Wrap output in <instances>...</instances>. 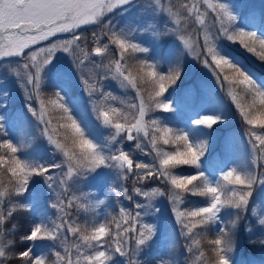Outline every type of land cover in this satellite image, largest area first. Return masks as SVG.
<instances>
[{"label":"rangeland","instance_id":"rangeland-1","mask_svg":"<svg viewBox=\"0 0 264 264\" xmlns=\"http://www.w3.org/2000/svg\"><path fill=\"white\" fill-rule=\"evenodd\" d=\"M177 1L129 0L122 7L113 9L111 12L106 11L100 18V23L82 25L74 30L81 29L83 36L73 43L69 52H64L60 45L63 41L72 39L70 36L31 50V52H37L40 48L57 45V51L52 59L41 70L39 88L35 84L27 83V73L23 65L30 61L26 57L1 63L0 127L3 128V134H0V139H8L17 145L19 148L17 156L31 165H49L63 161L62 153L56 151L47 136L43 134L44 124L38 119L41 101H43L46 111L44 119L49 120L47 108L51 104L45 103L43 95L45 91L53 90L60 93L70 114L77 120L85 136L97 146L102 155L113 154L119 148L131 153L132 159L137 162L156 163L158 166V160L154 159L156 153L151 150L142 134L138 142L142 144L143 151L136 148L135 142L128 143L123 135L113 140L114 130L103 125L93 110L100 105L116 107L127 114L131 120L133 113L128 105L139 104V100L136 99V90L122 87L118 80L110 77L102 81L98 80V77L107 71L105 66L110 65L114 59L119 57L118 49L114 44H110L108 50L100 56L92 51L97 46L109 43L108 36L105 35L107 31L105 25L109 24L114 32L147 49L142 54L130 52L129 63L135 62L131 59L132 56H140L164 74H168L169 69L173 67L180 70L179 78L162 97V101L170 105V110L157 109L149 112L145 117L146 120L155 119L162 126L185 134L193 146L203 145L199 167L188 166L186 170L180 168L173 171L178 175H193L202 172L211 184L217 183L220 175L233 167L258 175L260 169L253 163L258 153L248 143L249 137L246 135L249 126L244 123L232 96L229 95L232 91L233 94H237L238 101L244 104L240 94L242 92L227 83L217 82L212 72L205 68L202 62L198 67L196 66L197 44L188 33L183 32L181 18L175 11ZM217 2L223 4L234 17L229 23L231 31L255 32L258 38L264 39V0H212V3ZM208 10L209 12H205L202 16L204 24H199L198 37L201 51L205 31L208 30L216 36L219 30L216 14ZM215 44L222 55L238 64L258 87L264 89V62L247 52L238 41H229L221 36L215 40ZM86 53L87 56H85ZM43 59V55H39L37 62L42 63ZM79 60H84V64L78 67ZM34 71L33 69V73ZM93 88L97 89V94L99 91L109 93L108 99L105 101L98 95L90 96ZM141 93L145 98L149 96V91L142 88ZM113 96L116 97L115 100L111 98ZM29 107L36 111V116L29 111ZM63 115L65 117L61 110L56 112L58 120ZM203 116L219 117V119L211 127L193 123ZM52 125L55 126L53 123ZM256 131L264 133L261 129H256ZM158 146L164 151L175 150L173 145L160 144ZM20 151L24 152L22 156ZM24 154L27 159L24 158ZM66 171L67 165L63 169V172ZM51 174L56 177L55 190L49 187L44 176L34 175L35 181L32 187L24 193V199L19 201L4 197L5 203L0 206V210L4 208L7 210L12 207V204L18 207L29 205L33 207V216L29 217L32 218L30 220L34 226L40 224L54 228L56 224L61 223V217L64 219L70 217L74 222L70 208L75 207L77 203L88 204L103 201L97 209V215L91 211L89 219L90 222L93 219L97 222L102 221L106 210L111 208L115 214L113 235L110 240L113 248L116 241L115 225L117 222L123 223V218L119 213L120 207L128 208L133 215L135 211L140 212L141 222L153 227V235L143 244L145 249L143 245L139 246L133 256L137 264H161L162 262L163 264H191L195 254H198L192 244L193 240H196V232L191 239L181 235V228L176 222L168 196L152 195L154 189L167 192L168 185L165 182L157 179L135 183V177L131 175L125 180L121 178V170L110 165L75 174L67 181V186L59 184L62 177L61 170L55 169ZM121 185L129 190V194L134 195L132 200L124 199L123 196L117 197L112 191L113 188L119 189ZM134 187L142 188L150 196H135ZM58 193L65 204L69 198L74 201L73 205L66 209L67 215L51 207V204L57 201ZM110 198L113 200L109 201ZM133 202L142 207L135 210ZM208 202L207 197L202 196L200 199L192 200L189 195H184L182 207L191 210L206 206ZM243 215L245 216V229L248 228L245 234L250 241L264 237V226L257 223L259 218L264 217V182L259 180L253 182L251 195ZM222 216L220 212L215 223L219 224ZM74 226L76 227L75 222ZM12 230H17V226H10L9 230L0 226V237L3 238ZM46 240L48 244H45ZM82 243L71 233L61 232L60 239L56 241L36 239L31 251L34 257L46 258L47 264H61L55 255L57 251L64 255L66 260L70 258L72 264H77L79 253L76 246ZM251 244L252 249L256 251L255 255L240 254L234 257L227 253L229 264H259V261L264 259V244H259L258 240ZM132 246L134 247V244ZM190 246L193 247L191 253L187 251ZM83 250L81 247V251ZM110 255L111 258L107 264H126V257L114 252ZM196 264L200 262L197 261Z\"/></svg>","mask_w":264,"mask_h":264},{"label":"snow or ice","instance_id":"snow-or-ice-1","mask_svg":"<svg viewBox=\"0 0 264 264\" xmlns=\"http://www.w3.org/2000/svg\"><path fill=\"white\" fill-rule=\"evenodd\" d=\"M129 0H0V59L7 57L24 56L30 63H24L23 68L27 73V83L35 84L37 88L40 85V76L42 68L49 63L53 54L57 51V45L53 44L49 48H40L37 52H25L30 45H36L38 42L45 41L49 37L57 33H71L72 39L63 41L60 47L64 52H69L74 42L79 41L81 37L74 30L79 29L82 25H90L100 23V18L105 12H111L113 9L122 7ZM200 3H203L207 9H210L216 14V21L219 23V30L216 36L206 30L203 40L202 64L209 69L216 81L220 84L227 83L234 88L241 89L246 95L251 97V102L242 104L237 99V94L232 91L229 95L239 110V115L244 123L249 126L246 135L249 137L248 143L252 146L258 155L253 163L260 169L258 175L250 174L246 182L233 181L238 184L237 188V203L240 206L248 204V197L251 195V188L254 181L264 182V133H258L256 129L264 130V122H258L256 117L264 113V90H261L253 79L242 70V68L233 63L227 56L222 55L216 47L215 40L218 37H226L229 41L239 42V44L249 53L255 55L260 61L264 62V39L257 37L255 32H246L244 30L231 31L229 23L234 19L226 10L225 6L220 3H212V0H195V2L184 3L183 7L187 11L188 16L195 15L196 21L204 24L202 16L204 13L200 10ZM170 12V10H169ZM171 14V12H170ZM109 43L103 46H97L92 51L95 55L100 56L105 53L110 44L116 45L119 57L114 59L110 65H106L107 71L98 77L102 81L106 78L118 80L122 87L136 90V99L139 104L131 103L128 107L132 110L133 118L127 119V116L122 121L114 119L115 108L100 105L93 110L97 113V117L105 124L115 129L112 137L114 140L117 136L123 135L127 141L136 143V148L143 151V146L140 142V136L143 135L144 140L148 141L151 150L156 153L154 159L156 163L137 162L132 159V154L125 152L119 148L115 153L104 156L95 145L90 143V147L85 150L76 142V136L73 137V144L66 146L59 136L61 128L68 125L69 133L73 129L77 130L79 137L82 139L84 133L76 119L70 114L69 109L63 103V97L59 92L56 93L57 99L49 101L55 108L61 110L65 114L64 123L58 126H53L50 120L45 121L46 115L45 104L41 101V108L38 119L44 124L43 134L47 136L50 144L55 146V150L62 153L64 160L59 163L49 165H29L21 163L16 159L19 148L8 139H0V166L3 164H13L22 169L19 177H16L14 185L15 194L8 192L6 195L0 194V206L5 201L4 197H18L20 192L25 191L29 179L36 176H44L46 182L52 190L56 188V177L51 174L53 170L59 169L62 172V177L59 180L60 185L67 186V181L75 174L82 173L85 170L91 171L100 166H112L121 170V178L127 180L129 176L135 177V183H143L146 180H161L168 185L167 192H161L154 189L152 195H167L171 204L172 212L175 215L176 222L180 225L181 235L188 239L192 238L195 232L201 229V223L204 221H214L215 211L214 206L219 204L215 198L216 194L211 190V183L204 177L201 172L194 180H185L186 175H178L173 170L180 166L195 165L197 160L203 155V145L193 146L188 137L183 133H177L174 130L162 127L159 121L154 119L146 120L145 117L149 112L157 109L169 111L170 105L162 101L167 89L173 85L179 78L180 70L177 67L169 69L167 75H161L155 65L146 63V60L140 56H132L131 59L140 62V70L143 74L154 83V90L145 98L136 82L135 77L128 71L129 53H145L147 49L132 43L122 35L114 32L109 24L105 25ZM173 31H175L173 29ZM95 36V33L93 34ZM182 38V37H181ZM187 45V41H185ZM43 55L42 63H38V56ZM88 54L86 53L85 56ZM84 64V60H79V66ZM33 69L35 70L33 73ZM87 83V81H85ZM91 95H98L105 101L109 97V93L99 91L93 88ZM113 100L116 97H111ZM29 111L34 116L36 111L29 107ZM219 117L203 116L193 123L211 127L216 124ZM0 134H3V128L0 127ZM173 145L174 151H164L158 145ZM67 165V171L63 172L64 166ZM13 175V173H10ZM225 177L233 175L231 169L224 172ZM202 181L205 185L204 192L201 195L207 194L208 204L206 209L211 211H201L200 207L195 209H184L182 207L183 196L187 194L196 195L191 192V185L194 182ZM117 197L123 196L124 199L132 200L134 195L129 194V190L123 185L119 189L113 188ZM135 196L149 197L148 192H144L140 187H134ZM87 199V197H85ZM9 202H11L9 200ZM72 198L68 199L67 204L60 199V194H57V201L51 204V207L58 209L61 213L67 215L66 209L73 205ZM103 201H95V203L82 204L81 207L85 211H94L97 215V209ZM135 210L141 208L142 205L133 202ZM13 208L7 209V213L0 210V226L4 225ZM119 213L123 218V223L117 222L115 225V247L113 248L108 241L112 236V229L107 218L102 221H93L83 230L74 226V222L69 217L64 219L61 217V223L56 224L54 228H49L44 225H35L31 231L25 235L27 241L36 239H52L54 241L60 239L61 232L71 233L83 243L77 245L79 257L77 264H107L111 258V253H116L122 257H126V264H137L133 259L136 250L143 245L145 241L153 235V227L142 223L141 213L132 211L128 208L120 207ZM55 223V222H53ZM264 224V219H261ZM11 243V242H9ZM134 244V247L132 246ZM83 247V251H81ZM191 248V246H190ZM193 251V249H192ZM9 251L6 246H0V264H6V259ZM19 264H45V258L33 257L30 249H25L18 252ZM56 256L61 264H72L71 259L65 258L60 252H56ZM224 264H227L225 261Z\"/></svg>","mask_w":264,"mask_h":264},{"label":"clouds","instance_id":"clouds-1","mask_svg":"<svg viewBox=\"0 0 264 264\" xmlns=\"http://www.w3.org/2000/svg\"><path fill=\"white\" fill-rule=\"evenodd\" d=\"M146 63L152 64L151 62L148 61H146ZM128 71L135 77L136 82L139 85L140 91H141V86L150 89L149 94L154 90V83L150 81L140 70V62L135 61L134 63H128ZM160 74L164 75L163 73ZM113 108L116 109L114 113L115 120L122 121L125 116H127V119L130 120L128 118V115L123 113L119 108L116 107ZM256 119L258 122H264V113H261L258 117H256ZM101 122L103 125L109 126L105 124L102 120ZM162 127H166V126H162ZM110 128L113 129L115 133V129L112 127ZM74 135L76 136V142H78L80 147L85 150H87L90 147L89 142H91L92 145H95L89 138L85 136V134L81 139L77 133V130L75 129H73L72 133H69L67 124L59 131V136L63 140L66 146H71L73 144ZM52 146L55 149V146L54 145ZM0 155H2V152H0ZM16 159L19 160L21 163L29 164L28 162L21 160L18 156L16 157ZM199 160L200 158L197 160L196 162L197 164H199ZM187 166L196 167L195 165H187ZM230 169L232 170L233 175L229 177H225L224 173H222L220 175L219 181L215 184H211V190L216 194L215 198L219 201V204L214 206L216 208L215 220L202 222L201 228H206L210 224L215 223L218 219V214L221 212L222 209L226 207H231L232 209L237 210L238 214L235 215L232 219H229L226 222V224H222L219 231L215 233L213 237L204 236L203 244L205 246H202V241L200 239L193 240L192 244L197 249L198 254H195L194 260L191 262V264H196L197 261H199L200 264H224L225 261L227 262V264H229V260L227 259L226 254L233 247V237L231 233L233 232L235 226L238 224L239 220L243 219V213L247 205V204L243 206L238 205L237 188L239 187V185L233 183V181L246 182L250 177V173L245 170H241L237 167H233ZM10 173H13V175H10ZM21 173H22V169L13 164H3L2 166H0V186H2V190H0V194L6 195L10 191L13 192V194H15L14 185L16 182V177H19ZM198 175H200V173L193 175H186L184 179L194 180V178L197 177ZM206 186L207 185L203 183L201 178L200 181L192 183L191 192L199 196L207 197V194L201 195V193L204 192V188ZM24 192L25 191L20 192L19 194L22 195ZM20 207L26 210L25 205H20ZM200 210L211 211L212 209H206V206H203L200 207ZM261 219H264V217L259 218L257 220V223L261 226H264V224L261 223ZM245 231H248V228H246ZM20 240L24 241L26 240V237L21 236ZM257 240L259 241V244H264V237L257 238ZM256 241H250V242L256 243ZM192 249L193 247L191 248L189 247L187 251L191 253ZM15 255L16 257H18L19 254L16 253ZM6 256H7L6 259V264H7V261L11 260L13 257L10 253L6 254ZM45 264H47L46 258H45Z\"/></svg>","mask_w":264,"mask_h":264},{"label":"trees","instance_id":"trees-1","mask_svg":"<svg viewBox=\"0 0 264 264\" xmlns=\"http://www.w3.org/2000/svg\"><path fill=\"white\" fill-rule=\"evenodd\" d=\"M186 2L191 3V2H195V0H178L175 3V11H176L177 16L179 18H181L180 21H181V25L183 28V32L188 33L190 35V37L194 40V43H196L198 45V46L196 45V49L198 48L197 49V55H196V58H197L196 65H199L202 61V56L198 59V56L202 53V51L199 47V37H198L199 36V23L196 21L195 15L188 16L187 11L183 7V4ZM199 7H200V10L202 13L209 12V10L207 8H205L203 3H200ZM166 74L167 73H165V75ZM141 88L145 91H150V89L144 88L143 86H141ZM239 90L242 92V93H240L242 102H244V104L250 103L251 97L246 95L241 89H239ZM261 90H263V89H261ZM43 99L45 100V103H49L48 101H50L51 99L52 100L57 99L56 91H50V90L45 91V94L43 95ZM47 110H48L47 111L48 112V118L55 126H58L60 123H64V121H65L64 115L62 116V118L60 120H58L56 118V112H60L59 109H57L53 105H51L47 108ZM19 153L22 156L24 152L20 151ZM24 158L27 159L26 154H24ZM187 167L188 166H180L178 168L187 169ZM32 183H33V178L31 177L29 179L26 190L28 188H30ZM0 190H2V186H0ZM23 195H24V193L18 197L13 196V197H11V199H20L23 197ZM185 195H189L191 197V199H200L202 197L199 195H191V194H187V193ZM5 197L10 198L8 196H5ZM111 200H113V198L109 199V201H111ZM81 205H82L81 203H77L75 205V207L73 208V210H71L73 213L75 225L79 229L85 228L90 224L89 217L91 214V211L86 212L85 208L81 207ZM11 208H13V207H11ZM30 210H31V208H29V207H27L25 210V209H22L21 207L15 206V210L12 212V215L8 219H6L4 222V225H3L4 228H8V227L14 226V225L17 226V230L10 232V234L4 236V238H2V240H0V246H6L9 253L13 257L11 260L7 261V264H19V261H18L15 254L18 253L19 251H23L25 249H30V251H31V246L35 240H33V241H27V240L21 241L20 240V237L27 235L33 227V224H29L30 222H28V220H27V217L29 216ZM3 211L5 212V214L7 213V210H5V208L3 209ZM222 212L224 214V218L222 221L223 224H226V222L229 219H232L235 215L238 214L237 210H234L231 207H226V208L222 209ZM17 216H19V218H17ZM106 218L110 224L111 229H113L114 228L113 223H114L115 214L111 210V208L106 210V215H105L104 219H106ZM219 229L214 228L213 224H210L206 228H201L198 232H196V239H200L202 241V246H205L203 244V237L204 236L213 237L215 235V233H217L219 231ZM242 229H243V219L239 220L238 224L235 226V228L233 229V232L231 233V235L233 237V247L231 250L234 252H239L240 250L247 251L248 248L250 247L248 244H246V240L243 239V237H242ZM112 233H113V231H112ZM110 240H111V237L108 238V241L112 246V242ZM9 242H11V243H9ZM144 249H145V246H144ZM31 255H32V252H31Z\"/></svg>","mask_w":264,"mask_h":264}]
</instances>
